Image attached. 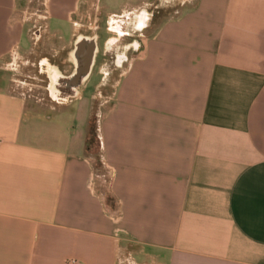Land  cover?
Masks as SVG:
<instances>
[{"label": "crops", "instance_id": "obj_1", "mask_svg": "<svg viewBox=\"0 0 264 264\" xmlns=\"http://www.w3.org/2000/svg\"><path fill=\"white\" fill-rule=\"evenodd\" d=\"M21 2L0 0V264H264V0H195L116 80L104 74L115 212L95 188L85 120L57 123L29 77L13 79L33 66ZM121 2L41 0L42 19L78 29L81 9L89 19Z\"/></svg>", "mask_w": 264, "mask_h": 264}, {"label": "rangeland", "instance_id": "obj_2", "mask_svg": "<svg viewBox=\"0 0 264 264\" xmlns=\"http://www.w3.org/2000/svg\"><path fill=\"white\" fill-rule=\"evenodd\" d=\"M140 1L144 4L138 9L137 7L139 6ZM194 2L195 0H122L121 3L116 4L115 6L102 9L101 14H98V17L94 15L95 17L91 16L89 19H80V16L83 13V9H81L80 16H77L74 20L78 24L77 29L68 24L57 23L55 21L46 23V21L42 19L44 16V8L41 0H22L18 11L23 13L27 19H31V21L25 23L23 27L19 43V52L22 55L30 52L32 54L30 56V61L33 66L26 70L21 69V73H19L20 75L15 76L13 79L23 80L24 75L29 77H26V80L32 85V97L39 98L41 95L46 100L47 106H43V108L39 107L40 112L48 117H52L53 120L56 119L57 123L62 117H65L68 120H85L84 128L87 133L88 123L91 117H94L96 121H98L99 117L103 114L105 94L103 86L106 82H104V74H109L113 68V55L118 53L116 50L118 49L117 43L119 36L116 35L117 33L108 31L109 24L120 20L122 23V25L119 24L121 25V32L131 36L126 40V45L129 48L126 53L127 60L124 63L126 64L136 55L143 40L151 35L158 24L162 21L177 17L189 6H192ZM127 13H132L129 20H126L125 18L120 19V16H127ZM140 14H143V17L145 16L148 18L147 22H145L146 29L142 32L137 31L134 33L135 29L133 25L136 16ZM109 15H118L120 18L109 17ZM37 16H40V18ZM96 26H99L102 36L98 42L99 57L97 58V62L91 75L85 85L81 88L80 96L78 98L70 99L68 103L59 105V103H64L66 100L59 101L49 89L46 90V93H44V90L40 89L45 87V85H49L48 70H54V68H56L55 66L60 64L61 59H63L61 56L65 53L64 50L69 51L73 42L74 31H78L81 34H87L89 28H94ZM109 56L112 57L111 60L108 59ZM43 59L48 60L50 67L42 68L40 72L38 63L42 62ZM118 70L110 73V82L116 80L119 74ZM108 83L109 82L106 84ZM53 99L58 100L59 103L55 104L51 102L50 100L53 101ZM94 160L95 159L91 161L93 168L97 166ZM94 179L96 191L105 201V197L109 193L110 183L108 169L105 166L96 168L94 171Z\"/></svg>", "mask_w": 264, "mask_h": 264}, {"label": "flooded vegetation", "instance_id": "obj_3", "mask_svg": "<svg viewBox=\"0 0 264 264\" xmlns=\"http://www.w3.org/2000/svg\"><path fill=\"white\" fill-rule=\"evenodd\" d=\"M142 15L143 14L136 16V20L133 25L135 29L134 33L140 31L142 27L146 26L145 22H147L148 18L145 16L143 17ZM101 36L102 35L99 26L89 28L87 34L78 38H74L69 51L65 50V53L62 56L63 59H61L60 64L58 66L56 65V68H54V70H48L49 85L47 87L49 91H51V93L58 98L59 101H64L69 98L76 97L77 90L83 84L80 81V77L84 65L90 56V42L95 40L97 51L93 58V65L90 71L91 75V72L97 62V58L99 57L98 42L100 41ZM129 37L131 36L124 33V35L118 39V49L116 50L118 53L113 55V68L111 69V73L121 68L126 62V53L129 49L126 45V40ZM111 58L112 57L110 56L108 57V59L110 60ZM48 66L50 67V65ZM90 75L88 77H90ZM107 79L109 81V75H107Z\"/></svg>", "mask_w": 264, "mask_h": 264}, {"label": "trees", "instance_id": "obj_4", "mask_svg": "<svg viewBox=\"0 0 264 264\" xmlns=\"http://www.w3.org/2000/svg\"><path fill=\"white\" fill-rule=\"evenodd\" d=\"M85 152L90 161L95 159L94 161L97 166L93 168L94 171L98 167H104L101 145L98 137L97 121L94 117H91L88 123V130L85 139ZM105 205L112 212L117 210V203L110 193L105 197Z\"/></svg>", "mask_w": 264, "mask_h": 264}, {"label": "water", "instance_id": "obj_5", "mask_svg": "<svg viewBox=\"0 0 264 264\" xmlns=\"http://www.w3.org/2000/svg\"><path fill=\"white\" fill-rule=\"evenodd\" d=\"M80 40V39H78ZM90 56L88 58V60L86 61L85 65H84V68L81 72V83H83L87 78L88 76L90 75V71H91V68H92V65H93V58H94V55L97 51V48H96V42L95 40H93L92 42H90Z\"/></svg>", "mask_w": 264, "mask_h": 264}]
</instances>
